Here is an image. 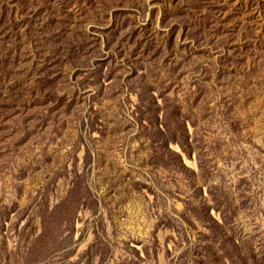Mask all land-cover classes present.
<instances>
[{"label": "rangeland", "instance_id": "obj_1", "mask_svg": "<svg viewBox=\"0 0 264 264\" xmlns=\"http://www.w3.org/2000/svg\"><path fill=\"white\" fill-rule=\"evenodd\" d=\"M29 154L0 264H264V0H0V177Z\"/></svg>", "mask_w": 264, "mask_h": 264}, {"label": "water", "instance_id": "obj_2", "mask_svg": "<svg viewBox=\"0 0 264 264\" xmlns=\"http://www.w3.org/2000/svg\"><path fill=\"white\" fill-rule=\"evenodd\" d=\"M64 131L68 132V129L65 127ZM27 157L29 158H26L24 155L19 161L8 162L7 166L4 167L6 174L0 177V204L4 202L12 203L16 197L20 203L28 202L32 199V194L35 191V188L43 183V177L45 176V172L50 169L51 162H45L43 167H41L38 162H42V160H39L38 155L35 156L29 154ZM21 171L25 172L20 174ZM95 172L102 173V169L96 167ZM26 184L29 186L28 189H26ZM94 186H99V183L98 185L95 183ZM123 201L128 205V208H132L136 216H140L142 214L139 207H137L135 203H131L127 194H123ZM85 206L83 198H80L72 206L70 211L72 223H74L76 218L83 212V207ZM49 211L50 210L46 213H49ZM44 214L37 213L34 215L33 224L37 229L40 227L42 230H45ZM51 217L53 216L51 215L50 218ZM53 220L54 224L56 223L55 225L57 228L60 229L61 227L62 229V219L59 218L58 220H55V218H53ZM42 234L45 235V231H43Z\"/></svg>", "mask_w": 264, "mask_h": 264}]
</instances>
